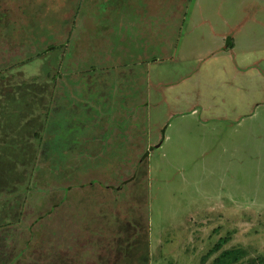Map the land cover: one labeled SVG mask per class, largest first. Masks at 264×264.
<instances>
[{
    "label": "rangeland",
    "instance_id": "obj_1",
    "mask_svg": "<svg viewBox=\"0 0 264 264\" xmlns=\"http://www.w3.org/2000/svg\"><path fill=\"white\" fill-rule=\"evenodd\" d=\"M74 2L0 0V12L9 13V18L0 17L2 36L18 35L12 53L2 56L0 51V127L5 125L10 137L19 139L17 126L31 111L22 98L2 97L19 92L27 71L35 91L42 78L48 80L55 72L51 61L59 52L49 51L38 65L10 63L56 47L60 33L65 34L61 50L72 37L75 53V66H65L70 73L62 70L60 75H91L98 90V76L105 83L109 80L102 71L110 76L122 71L130 80L139 78L144 96L147 72L162 80V103L148 117L153 122L167 120L166 141L154 156V148L140 140L90 146L76 140L80 130L74 120L58 123L55 133L57 115L52 113L44 125L50 144L38 148L37 155L33 148L26 154L17 141L12 154L2 152L13 160L10 163L0 149V264H211L225 250L239 251L232 264H264V0H191V23L188 19L179 37L176 59L168 61L159 50L138 49L139 57L152 53L159 61L140 60V67L117 66V52L99 50L109 47L111 33L130 29L113 26L114 3L103 18L108 1L77 0L68 8ZM138 7L143 8L142 3ZM138 27L146 28L145 22ZM222 28L233 30L238 49L229 57L211 56L217 40L212 32ZM89 31L94 49L105 53L100 65L82 57ZM28 36L36 41L26 49ZM72 90L80 97V83ZM48 95L40 93L45 100ZM142 127L139 122L137 128ZM3 139L0 131L2 144ZM73 143L76 146L69 148ZM14 238L24 239L16 243ZM221 240L219 251L209 253Z\"/></svg>",
    "mask_w": 264,
    "mask_h": 264
},
{
    "label": "crops",
    "instance_id": "obj_2",
    "mask_svg": "<svg viewBox=\"0 0 264 264\" xmlns=\"http://www.w3.org/2000/svg\"><path fill=\"white\" fill-rule=\"evenodd\" d=\"M74 1L75 0H72V2ZM76 1L70 4L69 7L67 5H65L64 7L67 6L68 8H72ZM107 1L108 3L103 8V18L107 17L106 15L108 10L111 11L112 9H114V7L112 6V3H114L117 10V20H112L113 26L117 27L118 25H122L124 26V28H130L126 32L119 33L118 35H116L115 32L111 34L109 33V47L99 48V50L101 51L114 50V52H117L113 55L115 61L120 62V64L117 63V66L140 67L143 64L142 62H140V60H143L145 62L150 61L153 64L154 62L159 63V61L155 58V56L152 55V53L148 57H139L135 52L138 49L143 50L144 52L150 51L151 49L159 50L163 52V55L167 58L168 61L171 60V62H173V60L176 59L175 52L181 49L180 46L178 47L180 43L179 37L185 34V29L188 28V19L189 24L191 23V14H188V4L191 0H129L125 2L122 0H106V2ZM121 3H125V5L123 7H120ZM138 3L139 5L140 3H142L143 8L138 7ZM147 4L149 5L148 7H146ZM119 7L122 9H120ZM173 13H175L174 16L176 18L175 24L172 20ZM142 15L145 16L140 18ZM0 17L1 19L9 18V13L0 12ZM10 18L13 17L10 15ZM156 19H163V22H155L154 20ZM143 21L146 24V28H143L141 30V27H138V23L142 22L144 24ZM7 24L9 25L10 23ZM147 24L149 25L148 27ZM239 27H242V25H237V28ZM165 28H168V32L166 33ZM181 30L183 31V33H181ZM46 33L48 34L49 32L47 31ZM88 34V43L85 44V47H83L82 57L86 61L92 60L94 58V61H97V65H100L103 61L102 57L105 53L98 51V48L94 49L97 46L92 43L93 36L90 31L88 32ZM109 34L103 32V35H105L106 37ZM212 34L216 36L217 40L216 46L213 48L214 50L212 51V53H209V55H222L225 57H229L232 53H236L238 49L236 45L238 44H235L236 38L231 28L218 29L217 33L212 32ZM172 35L175 36L176 39H173ZM17 36L18 35L15 33L13 36L9 34L4 35L3 37L0 30V51L2 56H7L9 50L11 51V53L13 52L12 42L16 40ZM26 41H28L29 43L28 44L25 42L28 45L26 46L27 49V47H32L34 45L33 43H35L36 40L29 38L28 36ZM67 41L68 42L63 44V50H61L60 45L61 43L65 42V34L60 35V33H58V39L56 43L59 47H57L56 45V47L47 46L45 49H43V51L34 52L31 58H27L26 56L24 57L23 61L21 60V62L13 61L12 63H10L9 67L17 63H22L24 66H27L28 64L38 62L36 63V65H38L40 63H43L49 51L55 49L59 52L56 55V58H53L51 61V65L55 68H53L55 72L52 75L47 76L48 80H44L42 78L41 84H39L40 86L36 84L35 91H32L33 87L30 82L33 81L32 76L29 75L27 71L24 75L23 80L20 81L23 82V85H19V92L17 94L11 93L8 95L4 93L5 96L3 95L2 97L5 100L8 98H13V100L15 101L20 100L19 98H22L24 100V108L28 111H31V113L27 115L29 116V118L26 120V122L24 123L21 120L19 123L20 125L17 126V130L22 132L19 134L18 140H16L18 136H16L15 134V136L11 135V137L8 134V132H11V129L7 130V127H5V125L0 127V131L4 133V144L0 143V149H2L1 155L5 157V161L10 163L13 162V160L10 161L9 157L4 153L12 154L13 146L17 143V141L19 143L22 142L21 147L22 149L24 147V149L27 150L25 151L26 154H28V151L33 148V152H35L37 155L38 148L43 149L44 146H49L50 143L47 142V140H49L51 137L47 133L48 130L45 129L44 125L46 126L50 116L52 117V113L53 117L54 115H57V121L55 122L56 125L54 128L55 133L60 128H58V123H65L67 121L70 123L71 120H74L78 123L77 126H79L80 130V133H77V138L79 139H76L77 141L81 140L83 143H87L90 146H92V144L94 143V145L96 146L110 147L114 144L117 145L116 143H114V141L117 140L121 141L118 144L120 146H122V142L125 141L126 143H129V140H140L145 147L154 148V151L150 153V156L156 155V153L160 151L159 149L162 147L163 143L166 141V130L167 128L169 129V123H167V120L164 122H159V120L156 119L153 122L148 116L153 113V109L157 108L162 103L160 101L162 98V93L160 92L162 80L151 76V71L147 72L148 87L146 92L144 91V96V93L142 92L143 90L139 85L140 82L138 77H133L132 80H130L123 75L122 71L117 72L114 76H110L107 70H105L106 72L102 71L101 74L109 78V80L105 83V81L102 80V76H96V79H100L101 81L96 80V83L99 82V84L97 83L99 89L96 90L97 88H95L94 90V87L96 86H93L92 82L95 80H92L91 75H60L62 73V70H64V72L70 73V70H66L65 66H75L73 57L75 53H71V49L73 47L72 44L74 43V41L72 40V37H69ZM98 45H101V43H99ZM114 45L115 47H113ZM75 46L76 44H74V47ZM14 52L18 51L15 50ZM17 56L20 57L19 54ZM134 56H138V60H136L137 58L135 57V59ZM97 58L101 59V61H98ZM123 60H128L129 63L125 64L123 63ZM178 60L182 63V59L178 58ZM5 62L6 61L4 60L2 64H4ZM57 67L59 68V71ZM3 68L6 69L8 67L4 66ZM90 68L92 71H95V69H93V66H90ZM77 80H79V82L76 83ZM109 82L111 86L109 85ZM127 82L129 83V86H127ZM78 83H80V97L74 95V92L72 90L73 86H75V84L77 85ZM50 84H52V86H50ZM47 89H50V91H46ZM41 92L49 93L46 100L45 98H41ZM33 97L36 98L34 100V103L36 102V105H33L34 103L31 102ZM141 99L145 100L141 101ZM117 100H119L118 103ZM115 104L119 105V108H115ZM28 106L30 107L28 108ZM32 106L37 108L35 113H33L35 109ZM61 113L63 114V118L60 119ZM32 114H34L35 117H32ZM164 114H166V108ZM36 120L37 122H35ZM123 122L124 125H120ZM139 122L145 124V127H142L141 130L137 128V124ZM205 122L207 121L204 120L203 123L206 124ZM149 127L150 129H152V131L148 133V131L150 130ZM145 129L147 130L146 134L144 133ZM56 141L58 140L56 139ZM73 144H71L69 148H74V146H76L75 144ZM84 146L86 147L87 145ZM88 153L91 154L90 151H88ZM72 154L75 155V153L73 152ZM68 156L71 155L69 154ZM11 157L12 156H10V158ZM29 160L31 161V159ZM148 166H150V161ZM8 177L9 176H2L1 178ZM149 184V199L150 201H153L152 193L154 188L152 189L151 180ZM55 213L56 209L52 210L51 215H55ZM0 225L4 226V224ZM23 239L24 238H14V242L19 243V240Z\"/></svg>",
    "mask_w": 264,
    "mask_h": 264
},
{
    "label": "trees",
    "instance_id": "obj_3",
    "mask_svg": "<svg viewBox=\"0 0 264 264\" xmlns=\"http://www.w3.org/2000/svg\"><path fill=\"white\" fill-rule=\"evenodd\" d=\"M8 179V178H7ZM224 240L219 241L209 253H216L220 249V245ZM238 250H225L211 262V264H232L238 257Z\"/></svg>",
    "mask_w": 264,
    "mask_h": 264
}]
</instances>
